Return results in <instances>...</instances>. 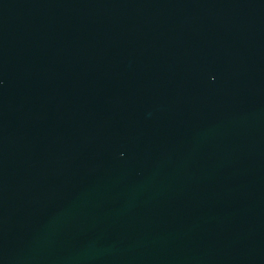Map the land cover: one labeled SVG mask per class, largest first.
Returning <instances> with one entry per match:
<instances>
[{
	"label": "water",
	"instance_id": "1",
	"mask_svg": "<svg viewBox=\"0 0 264 264\" xmlns=\"http://www.w3.org/2000/svg\"><path fill=\"white\" fill-rule=\"evenodd\" d=\"M0 264H264V0H0Z\"/></svg>",
	"mask_w": 264,
	"mask_h": 264
}]
</instances>
